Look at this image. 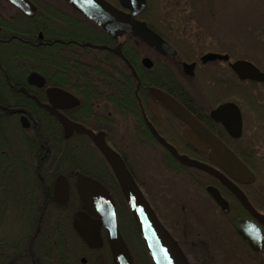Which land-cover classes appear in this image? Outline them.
Segmentation results:
<instances>
[{"label":"trees","instance_id":"obj_1","mask_svg":"<svg viewBox=\"0 0 264 264\" xmlns=\"http://www.w3.org/2000/svg\"><path fill=\"white\" fill-rule=\"evenodd\" d=\"M33 1L39 13L35 20L21 18L19 33H15L21 41L11 39L0 44V107L23 110L30 123V128L24 129L21 114L11 115L0 109V264H83L81 258H86V264H115L104 226H101L102 244L98 249L91 247L75 227V215L84 210L76 187L81 177L94 179L108 190L114 202L118 230L132 264H156L107 159L87 135L75 133L65 138L61 122L42 106L44 97L37 96L38 101L31 98L37 91L26 82L32 73L42 75L46 87L67 91L80 100L75 118L87 129L103 132L105 143L121 156L151 211L169 231L188 264H210L214 257L225 255L226 258L235 251L243 255L240 264H264V250L254 253L236 232L235 224L249 215L220 180L203 169L179 162L158 143L129 146L125 142L121 127L130 118L137 127L135 133L150 138L140 113V108L147 106V90L155 86L171 91L156 75L146 74L141 66V60L150 57L149 46L130 33L124 34L121 40L107 35L84 37L78 30L86 23L66 0H52L51 4L45 0ZM186 1L193 5L192 0ZM108 2L128 12L119 0ZM183 15L179 0H145V9L137 19L173 45L180 60L191 61L197 52L214 50L207 46L195 50L180 37L186 24ZM45 19L52 22L51 32L46 28ZM39 32L54 41L51 47L33 45L32 39ZM65 42L70 44L65 46ZM86 42L109 47L122 43L129 68L119 57L104 51L92 53L84 49L83 54L79 53L75 44ZM232 49L224 48L229 52ZM231 59L255 63L260 70L264 68L252 57H239L234 53ZM229 72L231 76L223 80L211 76L199 84L202 91L216 97L217 101L248 108L256 118L249 135H243L238 144L228 145L253 174L254 180L245 185L244 194L264 216V84L241 81ZM176 85L186 92L182 82L176 81ZM93 104L101 108L97 118L100 129L93 124ZM109 106L115 111L113 116L118 117L115 124L109 117ZM214 126L223 133L221 141L227 142L222 127ZM172 147L180 156L189 154L190 160L205 165L207 159L201 153L187 152L184 145ZM139 148L154 149L166 172L182 178L198 192L206 194L209 186L218 188L228 199L229 214L222 213L209 199L212 208L206 209L208 212L202 214L204 218L199 228H194L191 220L183 217L188 211L176 204V200L169 202V193L160 182L154 177L147 176V179L140 171ZM60 177L69 188L64 204L55 196V185ZM213 217L225 225L219 226ZM228 234L231 237L228 238ZM230 238L238 241L241 250L229 249Z\"/></svg>","mask_w":264,"mask_h":264},{"label":"water","instance_id":"obj_2","mask_svg":"<svg viewBox=\"0 0 264 264\" xmlns=\"http://www.w3.org/2000/svg\"><path fill=\"white\" fill-rule=\"evenodd\" d=\"M67 1L117 40H120L124 34L130 33L160 51L165 56L175 57L174 50L171 46L158 34L148 28L146 23L137 19V16L145 9V0H119L122 8L128 12L114 7L105 0ZM9 2L26 12L31 10V6L27 0H9ZM121 48L122 45H119L114 51L120 57H122ZM202 60L203 63L216 60L228 62L229 57L208 54L204 56ZM143 64L149 68L151 64L150 59H144ZM193 67V65H185V72L188 75H193ZM230 68L241 81L264 84V72H261L251 62L243 60L238 61L230 64ZM45 83L44 77L39 74H32L28 78V84L31 86L43 88ZM149 94L150 96H156L176 117L188 124L206 139L212 149L211 160L220 170L227 172L240 182L251 183L254 180L253 174L246 165L222 141L211 134L207 128L194 118V116H192L178 101L162 91L155 89H152ZM48 97L60 103L67 99L66 93L58 89L48 90ZM0 109L11 115L22 114L24 112L23 110L9 109L6 107H0ZM57 115L67 126V138L71 130H75L78 134L87 135L107 159L122 187L140 234L155 263L188 264L175 241L154 217L148 204L138 190L132 175L126 168L123 159L105 143L102 134L96 135L80 125L70 123L61 115ZM211 117L216 123L221 124L234 139H239L242 136V116L238 106L234 103H226L219 106L212 111ZM21 122L24 129H29L30 123L25 116H22ZM157 138L159 139L158 136ZM159 141L179 162L203 169L220 180L224 186L230 189L244 209L264 226V216L257 212L244 193L235 184L224 178L219 171L207 165L190 160L187 157L180 156L176 150L164 140L159 139ZM76 187L84 203V210L75 215V227L77 231L90 246L97 247L100 244V226H104L114 263L132 264L128 248L118 230L115 206L108 190L98 181L88 177H81ZM207 192L219 209L224 214H229V204L222 197L219 190L215 187H208ZM55 196L61 203H66L68 198V185L63 177H60L56 182ZM235 230L254 253L263 252L264 234L255 223L248 220L238 221L235 225ZM83 263H85L84 260Z\"/></svg>","mask_w":264,"mask_h":264},{"label":"flooded vegetation","instance_id":"obj_3","mask_svg":"<svg viewBox=\"0 0 264 264\" xmlns=\"http://www.w3.org/2000/svg\"><path fill=\"white\" fill-rule=\"evenodd\" d=\"M45 1L50 3V4L52 2V0H45ZM105 1L108 2V0H105ZM208 1L212 2L213 0H208ZM27 2L31 6V10L29 12H26V11L16 7L15 5L11 4L9 2V0H0V44L1 45H4L3 43H5V42L11 41V39L21 41L19 39V37H17L15 35L16 32L19 33L21 18L27 17V18L35 20V15H37L39 13L37 5L35 4V2L33 0H27ZM67 3L73 7V9L75 10V11L73 10V12L76 15H78L81 19H83L84 22L86 23L85 27H83L81 30H78V33L81 31V33H83L84 37L87 36V37H92V38H100L101 36L107 35L108 37H110L112 39H116L111 34L104 31L92 19H90L89 17L85 16L80 11H78L70 2L67 1ZM194 4L196 5V2ZM71 11H72V9H71ZM212 17L213 16H211L210 19H209V17H206L205 20L204 19H202V20H204L205 22H209ZM45 20H46L45 24L47 25L46 28L48 29V31L51 32L52 31V28H51L52 22L49 19H45ZM189 23H190V25L188 27L187 26L182 27V32H181L180 37L182 39H184L185 41H188L190 46L195 50L197 47H203V46L214 47V50H212V51L210 50V51H207V52L202 53V54L200 52H197L194 55L193 60L184 61V60L179 59V57H178L179 53H178L177 49L169 43L168 44L174 50L175 57H167L163 53H161L160 51L156 50L155 48H153L152 46H150L149 44L146 43L149 46V49L147 50V52L151 57H148V56L144 57L141 60V66L145 70L146 74L148 73V74L156 75L158 77V79L161 80V84L163 86H167L169 89H171V91H167V90H164L162 88L155 87V86L150 87L147 90V92H146L147 106H145V107L142 106L140 108L141 109L140 113H141V117L143 119V123L145 125V129L149 132L150 138L147 139V138L139 137L135 133V129H137V127H135V123L133 122V119L130 118L125 123H123L122 124L123 127H121V130L125 131V133H123L124 134V140L129 146H132V145H149V144H153V143H155V144L158 143L159 145H162L160 143L159 139L164 140L170 146L184 145L186 147L187 152L194 150V151L201 153L203 156H205L207 159L205 161V165L219 171L224 176V178H226L229 182L235 184L243 193H245V190L243 188L245 187V185H248L250 183L240 182L239 180H237L236 178H234L233 176H231L227 172L220 170L216 166V164L211 160L212 149L209 146L206 139L203 138L200 134H198L188 124H186L185 122L180 120L178 117H176L156 96H154V95L150 96V94H149L152 89H155V90L162 91L163 93L171 96L176 101H178L192 116H194V118H196L205 128H207V130L211 134H213L216 138H218L221 141L220 136L221 135L223 136V133L217 131L214 124L220 125L222 127L223 132H224V136L225 135L227 136V140H226L227 142H223V143L238 157L235 150L233 148H231L228 145V143L236 144L243 137V135H245V134L249 135L252 132V130L254 129L255 122H256V120H255L256 118L253 115V112L251 110H249L248 108L241 107L234 102H227V101L222 102L221 100L217 101L216 97H213L211 94H206L204 91H202L201 85L199 84V81L201 83V82L207 80L208 78H210L211 76H214L216 78H221L222 80L227 78V77H230L231 74H230L229 70L233 73V75L235 77H237L234 74V72L231 70L230 64H233L235 62L240 61L237 59L236 60L231 59V55H234V53L235 54L238 53V49H237V47H232L233 48L232 49L233 54H232V52H229L228 50H224V48H226V46H223V45H226V44L222 43L220 40H218L212 34L213 32L211 31V28L208 27V25L207 26L205 24L199 25L198 22L195 20H191ZM66 31H67V29H66ZM25 41H27V40H25ZM32 41H33V45H35V46L45 45L46 47H51L52 44L54 43V41H52V39H49V38L46 39L42 32H39L37 34V36H34ZM55 42H57V41H55ZM68 44H70V42L63 43V45H65V46H67ZM75 45L78 48V52L81 54H83L84 49H88V51H90L92 53H95L96 51H104L109 55H113L114 57L115 56L119 57L120 60L122 61V63H124L129 68L128 60L126 59V57L123 54V44L122 43H119L118 45H115L114 47H109L107 45H95V44L89 43V42L79 43V44H75ZM119 45H122V48H121L122 57L118 56L114 52ZM100 48H102V49H100ZM208 54H217V55H221V56H228L229 61L224 62V61L216 60V61H212V62L203 63V60H202L203 57L208 55ZM146 58L150 59V62H151V64L149 65L150 66L149 68L143 64V60ZM252 64H254L260 70V68L255 63H252ZM185 65H189V66L193 65L194 66L193 70H192L193 75H188L185 72V69H184ZM112 67H113V65H112ZM261 72H263V71H261ZM32 74H38V73H32ZM32 74H30L28 76V78ZM135 75H136V73H134V76ZM40 76H42V75H40ZM28 78L26 80L27 84H28ZM165 80H166V82H165ZM185 80L190 82V85H191L190 88L186 84ZM45 81H46V79H45ZM176 81L183 83V85L187 88L186 92H183V91L177 89ZM29 86L37 89V91H35V94H33L31 96L32 99L38 101L37 96H43L44 97V103L42 106L51 115L56 117L61 122V124L63 126V130H64L65 138H67L66 137L67 126L60 120V117L57 114L61 115L63 118H65L70 123H74V124H77V125H80V126L86 128L84 125H82V123H80L78 121V119L75 118V114L78 111V106L80 105V100L75 95H73L72 93H69L67 91L61 90L62 92L66 93L67 99L60 103L56 100H51L48 97V90L57 89V88L46 87V83H45V86L43 88H39L36 86H31V85H29ZM58 90H60V89H58ZM214 101H217V104L215 107H212V104L214 103ZM226 103H234L235 105L238 106V108L241 112L243 129H242V136L239 139H234L225 130V128L221 124L216 123L211 117V113L213 110H215L219 106L226 104ZM108 108H109V112H108L109 117L112 119V121L115 124V120L118 122V117L116 115L113 116V113L115 112L113 110V108H111L110 106ZM93 109H94L93 124L95 123L94 125H96L97 129H100L101 127L99 126V122L97 119L99 112L101 111L100 105L95 106V104H93ZM106 109L107 108L104 106L103 110L106 111ZM22 116H24L23 113L21 114V118H22ZM20 121H21V119H20ZM75 133H77L75 130H71L68 138L70 136L74 135ZM93 133H95V132H93ZM95 134L99 135V134H103V132L102 133L99 132V133H95ZM145 135H147V134H145ZM156 135L159 137V139L157 138ZM148 150H149L151 155H153V153L156 152L154 149H151V148H148ZM176 152H177V150H176ZM183 157H187L188 159H191L189 157V154L188 155L185 154V155H183ZM166 173H168V172H166ZM168 174L173 176V177H177L173 174H170V173H168ZM149 177H151V176H149ZM133 180H134V178H133ZM134 182H135V180H134ZM159 182H160L159 183L160 186L163 189L165 188V190L168 191L169 195L167 196V198L169 199V202H171L170 199H172L174 202L176 200V202H177L176 204L181 206L185 212L188 211V208H187L188 205L187 204H190L189 203L190 201L186 200V201H188V202H186L185 199L179 198L178 195L180 193H177V192L173 193L172 190L168 189L166 184L162 183L161 181H159ZM135 184H136V182H135ZM187 185H188V183H187ZM188 186L190 188H192V190L195 191L194 196H193V200H194L193 203H194V207H196V209H197V204H198V206H200L201 203L206 205L205 206L206 209L209 208V206L212 207L209 199L213 202V204L216 205V203L213 201V199L211 198V196L207 192L208 187H206V189H205L206 194H202V193L198 192L194 187H191L190 185H188ZM209 187H212V186H209ZM225 188L228 192L232 193L227 186H225ZM219 192L221 193L222 197L228 202V199L222 194V192L220 190H219ZM68 194H69V188H68ZM228 204H229V202H228ZM205 207L204 206L202 207V205L200 206L202 214H205V212H204L206 210ZM196 209H194V210H196ZM153 215H154V213H153ZM248 215H249V218H246V219H243L240 221L248 220V221L255 223L262 230V232L264 234V226L262 224H260L257 220H255L249 213H248ZM154 217L156 218L155 215H154ZM183 217L188 219V220H192L191 219V217H192L191 209H190V212L185 214ZM156 220L162 226V228L170 235L169 231L161 224V222L157 218H156ZM168 222L170 224L173 223V221L171 219H168ZM99 232H100L99 233L100 244L97 247L91 246L95 249H98L99 247H101V244H102L101 226H100ZM177 233L179 234V232H177ZM170 237H171V235H170ZM82 263H83V260H82ZM83 264H86V261Z\"/></svg>","mask_w":264,"mask_h":264},{"label":"rangeland","instance_id":"obj_4","mask_svg":"<svg viewBox=\"0 0 264 264\" xmlns=\"http://www.w3.org/2000/svg\"><path fill=\"white\" fill-rule=\"evenodd\" d=\"M192 1L194 6L192 4L188 5L186 0H179L184 11L183 18L186 22L184 26L188 27L191 20L197 21L199 25H208L213 32L212 34L222 43L226 44L223 46L237 47V56L252 57L264 65V0ZM195 2L196 5L194 4ZM211 16L213 17L209 22L204 21L206 17L210 19ZM261 71L264 72V68H262ZM185 81L190 88V82L187 80ZM123 132L125 133L124 130ZM138 153L140 158L139 169L146 177L151 176L156 178L166 184L168 189L172 190L173 193H180L178 195L179 198L190 201V204H187V208L188 213L191 209V225L198 229L204 218L201 217L202 213L200 206L202 205V207H205L206 205L201 203L200 206L197 204V209L194 207L193 196L195 191L180 177H173L165 172L161 167L158 152H154L153 155H151L148 149L139 148ZM148 177L147 179H149ZM209 207L212 208L211 206ZM204 212L206 214L208 211L205 210ZM213 220L215 223L219 222V226L225 225V222L223 223L219 218L215 217ZM225 229L227 235L228 228L226 227ZM228 235V238L231 237L230 234ZM230 242L231 244L228 246L229 249L235 251V248H238L241 250L236 239L231 240L230 238ZM241 255L242 253L239 254L235 251V253L228 254L226 258L225 255L224 257L217 256L214 257L210 264H240L239 261L242 260L243 256ZM82 260L87 262L86 258H81V261Z\"/></svg>","mask_w":264,"mask_h":264}]
</instances>
